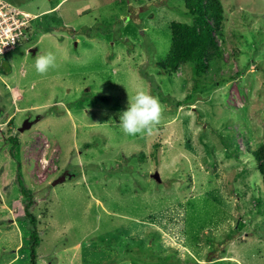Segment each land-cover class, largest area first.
I'll use <instances>...</instances> for the list:
<instances>
[{
    "label": "rangeland",
    "instance_id": "1",
    "mask_svg": "<svg viewBox=\"0 0 264 264\" xmlns=\"http://www.w3.org/2000/svg\"><path fill=\"white\" fill-rule=\"evenodd\" d=\"M3 1L37 19L0 58V264H32L23 186L37 264H264V0H222L226 81L208 94L191 67L162 68L171 22H193L182 0ZM48 52L57 66L40 74ZM141 88L163 117L128 136L119 117Z\"/></svg>",
    "mask_w": 264,
    "mask_h": 264
},
{
    "label": "trees",
    "instance_id": "2",
    "mask_svg": "<svg viewBox=\"0 0 264 264\" xmlns=\"http://www.w3.org/2000/svg\"><path fill=\"white\" fill-rule=\"evenodd\" d=\"M182 4L187 9V13L193 17V22H171L172 41L162 68L167 74L177 75L184 67H191L195 80L193 91L208 94L213 86L219 87L226 81L214 83V76L222 77L220 64L225 60L226 55L223 35L227 16L225 7L222 0H182ZM191 99V95L186 97V100ZM183 103L184 101L178 102L175 107L184 106L185 103ZM254 155L257 169L264 176V143L254 150ZM28 189L27 186L26 188L23 186L22 193L27 200L26 218L32 228L31 263L37 264V247L40 245L41 238L38 231V218L31 211L34 196ZM256 200L261 211H264V199L260 196Z\"/></svg>",
    "mask_w": 264,
    "mask_h": 264
},
{
    "label": "clouds",
    "instance_id": "3",
    "mask_svg": "<svg viewBox=\"0 0 264 264\" xmlns=\"http://www.w3.org/2000/svg\"><path fill=\"white\" fill-rule=\"evenodd\" d=\"M37 19V18H36ZM56 55L48 52L45 55H36L35 68L40 74H46L50 68H55ZM164 107L157 96L144 89H137L129 97L127 110L119 117L122 132L128 136L138 134L152 135L163 117Z\"/></svg>",
    "mask_w": 264,
    "mask_h": 264
},
{
    "label": "built area",
    "instance_id": "4",
    "mask_svg": "<svg viewBox=\"0 0 264 264\" xmlns=\"http://www.w3.org/2000/svg\"><path fill=\"white\" fill-rule=\"evenodd\" d=\"M36 17L7 1L0 0V58L16 50L24 40Z\"/></svg>",
    "mask_w": 264,
    "mask_h": 264
},
{
    "label": "flooded vegetation",
    "instance_id": "5",
    "mask_svg": "<svg viewBox=\"0 0 264 264\" xmlns=\"http://www.w3.org/2000/svg\"><path fill=\"white\" fill-rule=\"evenodd\" d=\"M35 21V20H34ZM23 98H21L20 97V99L19 100H22ZM21 111H23V110H21V109H16L15 111H14V114H11V116L9 115V117H7V118H9L8 120H6V122H7V125H13V123H16V118H17V113H20ZM25 112H26V110H25ZM39 115V114H38ZM37 116V115H36ZM36 116H34L33 114H31V115H28V116H25V118L23 119V123L21 124V125H19L17 128L15 127V131H16V134H17V137L18 136H20L21 134H24V133H26V131H28V130H25L24 132H21V128H22V126L24 125V123H25V121L26 120H29L28 122H34L35 120V117ZM37 124V122H34V124L32 125V127L29 129V130H31L33 127H34V125H36ZM8 138H12L11 136L10 137H8ZM16 139H18V138H16ZM67 175H69V172L68 173H66Z\"/></svg>",
    "mask_w": 264,
    "mask_h": 264
},
{
    "label": "water",
    "instance_id": "6",
    "mask_svg": "<svg viewBox=\"0 0 264 264\" xmlns=\"http://www.w3.org/2000/svg\"><path fill=\"white\" fill-rule=\"evenodd\" d=\"M35 51H36V50H31V52H35ZM40 118H41L40 115L37 116L34 122H39ZM28 121H29V120H26V121H25L24 125H23L22 128L20 129L21 132H24L25 130H29V129L32 127V125L34 124V122H28ZM153 177H154V178H157L158 181H161L160 175H159L158 173H157V174H153ZM66 178H67V177H66L65 175L62 176V178H60V179H58V180L55 181V184H57V183H59V182H63L64 180H66Z\"/></svg>",
    "mask_w": 264,
    "mask_h": 264
},
{
    "label": "bare ground",
    "instance_id": "7",
    "mask_svg": "<svg viewBox=\"0 0 264 264\" xmlns=\"http://www.w3.org/2000/svg\"><path fill=\"white\" fill-rule=\"evenodd\" d=\"M223 250H224V248H223ZM230 253V252H229ZM228 255V254H227Z\"/></svg>",
    "mask_w": 264,
    "mask_h": 264
}]
</instances>
